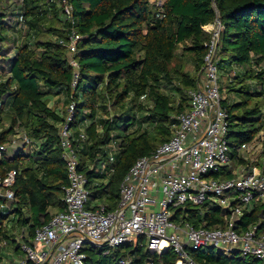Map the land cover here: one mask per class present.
Segmentation results:
<instances>
[{
	"label": "trees",
	"instance_id": "obj_1",
	"mask_svg": "<svg viewBox=\"0 0 264 264\" xmlns=\"http://www.w3.org/2000/svg\"><path fill=\"white\" fill-rule=\"evenodd\" d=\"M67 4L82 36L75 90L67 50L58 42L68 38ZM218 19L215 60L219 80L226 78L221 97L224 89L232 95L221 99L232 158L210 176L230 178L257 158L239 149L260 142L264 156V0H163L161 6L150 0H0V145L22 133L31 139L29 147L8 149L0 157V174L18 172L13 205L0 195V264L6 247L20 254L21 242L32 244L51 209L64 208L62 186L68 178L60 130L65 110L49 105L61 94L58 89L66 93V106L71 100L77 105L72 138L92 202L113 209L130 168L167 141L176 116L189 109L188 92L204 73L206 43L214 34L210 25ZM186 56L196 75L177 61ZM82 129L85 140L79 139ZM263 211L264 202L252 203L236 216L237 230L260 224L264 231ZM227 213L210 202L187 204L173 219L217 228L224 226ZM104 251L88 247V264H119L122 257L130 264H176L178 259L172 247L151 252L145 235ZM189 253L199 264H264L213 248Z\"/></svg>",
	"mask_w": 264,
	"mask_h": 264
},
{
	"label": "built area",
	"instance_id": "obj_2",
	"mask_svg": "<svg viewBox=\"0 0 264 264\" xmlns=\"http://www.w3.org/2000/svg\"><path fill=\"white\" fill-rule=\"evenodd\" d=\"M72 10L71 5H65L71 24L68 38H60L58 42L67 50L74 70L71 88L75 90L80 78L77 54L82 36L74 27ZM210 27L214 34L206 43L209 52L204 59V80L189 90V109L176 116L177 126L171 137L150 155L137 159L130 168L120 185V200L113 209L92 202L88 178L80 169L72 138L77 105L75 100L68 103L60 130L68 178V183L62 186L64 208L36 228L32 244L21 242L18 264H88V247L104 248L108 253L123 244L136 243L143 235L151 252L161 253L172 247L178 255L176 264H199L189 251L204 248L264 261V231L260 224L245 232L236 228V216L255 201L264 200V162L261 169L252 162L250 169L230 178L210 176L221 172L232 158L227 139L228 113L221 105L215 60L220 20ZM79 139H86L83 129ZM30 144L31 139L23 134L22 144L14 150ZM8 149V144L0 145V157ZM239 150L255 156L262 154L263 145L259 142ZM113 160L111 153L110 161ZM252 160L256 162L257 158ZM105 167L103 164L102 169ZM17 174L15 169L4 176L0 174V195L8 202L15 201L13 186ZM209 202L228 210L224 226L196 227L173 219L176 210L185 209L187 204L200 206ZM130 263L127 258L119 259V264Z\"/></svg>",
	"mask_w": 264,
	"mask_h": 264
},
{
	"label": "rangeland",
	"instance_id": "obj_3",
	"mask_svg": "<svg viewBox=\"0 0 264 264\" xmlns=\"http://www.w3.org/2000/svg\"><path fill=\"white\" fill-rule=\"evenodd\" d=\"M150 2L156 4L157 6H161L162 3H163V0H150ZM15 36H17V38H20L18 36V34H15ZM179 53H181V50L179 51ZM177 61H183L184 64H185V69L187 71H190L193 75H196V69H195V67L193 65V62L191 61V58L189 56L182 57L181 59L179 58ZM220 79H221V80H219L220 85L221 86H225V84H226V78H220ZM199 80L201 82H203V80H204V73L203 74H200ZM58 90L60 91L61 96L57 97L56 104H57V106L60 107V109H62V110L64 109L65 112H66V109H67V106H66V103L67 102L65 101L66 100V97H67L66 96V93H65V91H63L61 89H58ZM228 96H232V95H230L227 92V90L224 89V92L222 94V98H225V97H228ZM52 100L54 101V99H52ZM22 138H23V133L20 134V135H18V136H14V137L11 138V142L8 144V148H9L10 152H13V150L16 148V145H21L22 144ZM14 140H15V144L11 145L12 142H14ZM259 162H261V163L264 162V156H262L260 154H257V160H256V162L254 163L253 166L254 167H260V169H261V166L259 165L260 164ZM159 198H161V197H158V199ZM9 205L12 206L13 205L12 202H9ZM11 209H12V207H11ZM57 211L58 210L55 209V208L51 209L52 215L54 213H56ZM20 238H21V235H19V236L16 235V239L17 240H20ZM21 255H22V252L20 254H14L13 247L8 246L5 249V260H4L3 264H18V259L21 257Z\"/></svg>",
	"mask_w": 264,
	"mask_h": 264
},
{
	"label": "crops",
	"instance_id": "obj_4",
	"mask_svg": "<svg viewBox=\"0 0 264 264\" xmlns=\"http://www.w3.org/2000/svg\"><path fill=\"white\" fill-rule=\"evenodd\" d=\"M57 91H58V90H57ZM59 96H61V94H59L57 97H59ZM57 97L54 98V101H53V100L50 101V104H49L50 106H55V105H57V104H56V99H57ZM104 165H106V164H104ZM99 166H100V165H99ZM102 168H103V164H102ZM261 201H262V200H260V201H255V203L257 204V203H259V202H261ZM262 202H264V200H263Z\"/></svg>",
	"mask_w": 264,
	"mask_h": 264
},
{
	"label": "water",
	"instance_id": "obj_5",
	"mask_svg": "<svg viewBox=\"0 0 264 264\" xmlns=\"http://www.w3.org/2000/svg\"><path fill=\"white\" fill-rule=\"evenodd\" d=\"M3 197V199H5V197L4 196H2ZM263 215H264V211L262 212V214H261V217H263Z\"/></svg>",
	"mask_w": 264,
	"mask_h": 264
}]
</instances>
